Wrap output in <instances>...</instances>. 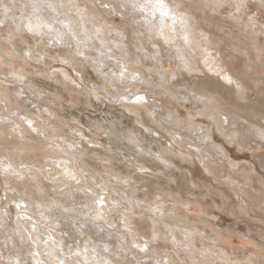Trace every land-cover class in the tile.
<instances>
[{
	"label": "clouds",
	"instance_id": "obj_1",
	"mask_svg": "<svg viewBox=\"0 0 264 264\" xmlns=\"http://www.w3.org/2000/svg\"><path fill=\"white\" fill-rule=\"evenodd\" d=\"M0 264H264V0H0Z\"/></svg>",
	"mask_w": 264,
	"mask_h": 264
},
{
	"label": "rangeland",
	"instance_id": "obj_2",
	"mask_svg": "<svg viewBox=\"0 0 264 264\" xmlns=\"http://www.w3.org/2000/svg\"><path fill=\"white\" fill-rule=\"evenodd\" d=\"M10 207H12L13 208V210L15 209V206L13 205V206H10Z\"/></svg>",
	"mask_w": 264,
	"mask_h": 264
},
{
	"label": "snow or ice",
	"instance_id": "obj_3",
	"mask_svg": "<svg viewBox=\"0 0 264 264\" xmlns=\"http://www.w3.org/2000/svg\"><path fill=\"white\" fill-rule=\"evenodd\" d=\"M19 206V205H18Z\"/></svg>",
	"mask_w": 264,
	"mask_h": 264
}]
</instances>
